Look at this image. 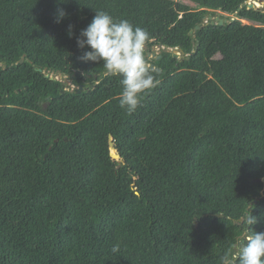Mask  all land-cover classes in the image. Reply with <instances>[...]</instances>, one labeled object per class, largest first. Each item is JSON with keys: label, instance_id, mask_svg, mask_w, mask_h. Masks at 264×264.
Instances as JSON below:
<instances>
[{"label": "trees", "instance_id": "obj_1", "mask_svg": "<svg viewBox=\"0 0 264 264\" xmlns=\"http://www.w3.org/2000/svg\"><path fill=\"white\" fill-rule=\"evenodd\" d=\"M98 10L150 35L132 114L81 60ZM263 180L264 2L0 0V264H220Z\"/></svg>", "mask_w": 264, "mask_h": 264}, {"label": "clouds", "instance_id": "obj_2", "mask_svg": "<svg viewBox=\"0 0 264 264\" xmlns=\"http://www.w3.org/2000/svg\"><path fill=\"white\" fill-rule=\"evenodd\" d=\"M66 16V12L60 11L56 22L61 23ZM68 35L69 38L74 37L71 25ZM149 39L146 29L135 26L128 19L117 21L103 10L96 11L77 38L78 47L87 49L81 57L83 62L101 64L105 76L122 77L119 106L128 114L138 109L144 96L158 83L145 60L144 49ZM241 219L248 226V234L239 244L232 246L234 251L230 250L220 258V264H264V232L253 228L259 222L258 218L252 210ZM119 251V245L111 248L112 254Z\"/></svg>", "mask_w": 264, "mask_h": 264}, {"label": "water", "instance_id": "obj_3", "mask_svg": "<svg viewBox=\"0 0 264 264\" xmlns=\"http://www.w3.org/2000/svg\"><path fill=\"white\" fill-rule=\"evenodd\" d=\"M259 2H264V0H259ZM255 6V4H250L249 5V8H253ZM258 7V6H257ZM208 21H211L212 22V24H215V23H219L220 24V26H223L225 23H227V21H224V20H221L220 18H216L215 20L213 19V17L212 16H210V17H208V19H206L205 20V23H208ZM234 21V20H233ZM201 27H202V25L201 26H199V27H197V29H196V31H199L200 29H201ZM152 57V56H151ZM175 57H180V55L179 54H175ZM24 62V60H22L21 61V63H23ZM149 69H151L152 71H154L155 70V68L153 67V66H147ZM53 79V78H52ZM95 79L97 80L98 79V77L96 76L95 77ZM54 80V79H53ZM58 142V141H57ZM110 147H111V150H112V152H113V158L114 159H119V156H117V155H115V147H114V145H113V143L112 142H110ZM263 182H264V180H263ZM263 195H264V192H263ZM263 200V199H262ZM255 203H257V201L255 202Z\"/></svg>", "mask_w": 264, "mask_h": 264}, {"label": "rangeland", "instance_id": "obj_4", "mask_svg": "<svg viewBox=\"0 0 264 264\" xmlns=\"http://www.w3.org/2000/svg\"><path fill=\"white\" fill-rule=\"evenodd\" d=\"M187 4L190 5L193 8L195 7V5H193L191 3H187ZM254 4H255L256 7L257 6L260 7V4H258V3L257 4L254 3ZM216 18H219V17H213L214 20ZM159 54H160V49H155L153 55H151L152 56L151 58H153V57H155V56H157ZM176 54H178V53H176ZM52 78L55 79V80H60L61 82H63L65 85H67L68 89H73V86L71 85L70 80H68L67 78H61L60 76H54V75H52Z\"/></svg>", "mask_w": 264, "mask_h": 264}]
</instances>
